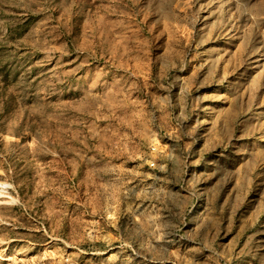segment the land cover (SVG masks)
<instances>
[{
  "label": "rangeland",
  "instance_id": "374dc122",
  "mask_svg": "<svg viewBox=\"0 0 264 264\" xmlns=\"http://www.w3.org/2000/svg\"><path fill=\"white\" fill-rule=\"evenodd\" d=\"M0 264H264V0H0Z\"/></svg>",
  "mask_w": 264,
  "mask_h": 264
}]
</instances>
